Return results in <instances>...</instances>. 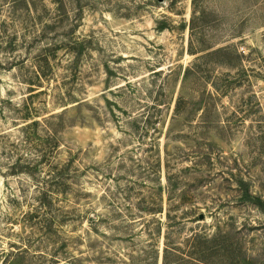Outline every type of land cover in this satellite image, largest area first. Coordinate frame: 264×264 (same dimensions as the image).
Listing matches in <instances>:
<instances>
[{
  "label": "rangeland",
  "instance_id": "374dc122",
  "mask_svg": "<svg viewBox=\"0 0 264 264\" xmlns=\"http://www.w3.org/2000/svg\"><path fill=\"white\" fill-rule=\"evenodd\" d=\"M167 233L264 264V0H0V264H162Z\"/></svg>",
  "mask_w": 264,
  "mask_h": 264
},
{
  "label": "trees",
  "instance_id": "16d2710c",
  "mask_svg": "<svg viewBox=\"0 0 264 264\" xmlns=\"http://www.w3.org/2000/svg\"><path fill=\"white\" fill-rule=\"evenodd\" d=\"M185 74V72H184ZM33 124H37V120L32 121ZM28 166V165H27ZM35 167V165H33ZM57 178V176L54 174L51 177L52 181H55V179ZM247 197L249 199H251L252 197L250 195H247ZM42 205L44 206V203L42 202ZM191 239L190 242L192 241L191 244V248L185 253V255H187L189 258H191L192 260L196 261V264H208L206 258H208V256L211 255V253L214 250V247H210V248H203L200 247L197 243H201V242H196V238H198L197 235H191ZM218 238H211V239H205L203 240L204 243H209L211 241H215ZM169 237H168V233L165 236V242H164V247H163V252H162V264H172V256L174 254H176V249L174 250L173 247H171L169 245ZM177 257V255H176ZM152 264V263H149Z\"/></svg>",
  "mask_w": 264,
  "mask_h": 264
},
{
  "label": "water",
  "instance_id": "95a60500",
  "mask_svg": "<svg viewBox=\"0 0 264 264\" xmlns=\"http://www.w3.org/2000/svg\"><path fill=\"white\" fill-rule=\"evenodd\" d=\"M158 2H163V0H157ZM203 218V216L202 215H200V217H199V219H202Z\"/></svg>",
  "mask_w": 264,
  "mask_h": 264
}]
</instances>
